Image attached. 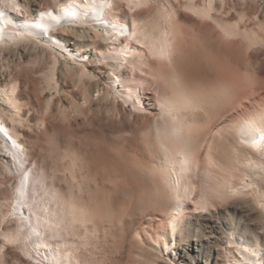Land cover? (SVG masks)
<instances>
[{
  "label": "rangeland",
  "instance_id": "374dc122",
  "mask_svg": "<svg viewBox=\"0 0 264 264\" xmlns=\"http://www.w3.org/2000/svg\"><path fill=\"white\" fill-rule=\"evenodd\" d=\"M122 1L116 3L118 14L128 18L131 13ZM152 1L133 13L130 23L137 17L152 29L160 21L158 9L167 5L176 12L173 30L177 31L173 58L159 63L148 53L144 81L151 109L147 112H136L118 96L108 79L111 67L99 53L86 55L87 48L98 50L105 45L94 41L95 30L105 33L109 28L93 22L73 26L74 33L63 35L68 49H80L79 54L87 56L83 66L88 72L82 70L81 60L74 61L66 49L44 46L42 38L0 47V89L15 88L20 114L13 128L28 152L26 164L34 168L37 192L59 198L61 204L79 206L90 218L89 229H75L78 234L84 230L79 237L71 232L52 239L76 241L83 264H183L154 239L162 232L161 220L167 215L159 174L161 167H166L159 146L163 101L176 95L187 97L196 107L189 123L190 139L194 154L201 158L212 148L217 156L229 160L233 148L226 130L242 116L264 111V42L252 44L247 36L254 33L264 40V0H216L214 18L198 16L190 7H204L209 0ZM21 2L23 12L28 13L20 16L23 20L70 0ZM218 18L239 24L243 33L229 36L218 25ZM119 67V74L129 71ZM3 109L10 121V109L0 102V113ZM134 115L138 119L132 121ZM1 143L0 264H40L4 237L17 230L14 197L22 175L20 164L10 162ZM6 165L10 173L4 170ZM227 203L241 205L254 234L260 235L264 244V212L257 203L236 197L218 204ZM217 256L221 264H231L222 245L217 246Z\"/></svg>",
  "mask_w": 264,
  "mask_h": 264
},
{
  "label": "bare ground",
  "instance_id": "6f19581e",
  "mask_svg": "<svg viewBox=\"0 0 264 264\" xmlns=\"http://www.w3.org/2000/svg\"><path fill=\"white\" fill-rule=\"evenodd\" d=\"M123 1L131 16L153 2ZM215 1L203 3L206 5L204 7L191 3L190 7L198 16L214 18L212 12L216 10ZM116 3L117 0H70L68 4L41 9L34 16L22 20L20 16L26 17L28 13L23 12L25 7L21 0H0V47L11 42H38V38H42L44 46L54 49V45L66 49L68 56L74 61L81 60L79 62L85 72L88 71L86 65L83 66L86 62L83 59L90 53H99L98 57L111 67L108 79L118 96L136 112H147L151 109L145 95L144 81L148 76V53L158 58V62L169 60L173 56L176 45L173 37L177 31L174 32L176 12H173L172 6L171 9L167 5L162 6L158 9L160 21L150 29L146 21L136 19L137 17L130 23L131 16L128 17L131 20L120 16ZM219 19L217 23L226 34L241 33L239 24L230 25L228 21L225 24ZM93 22L99 27L109 28L105 33L95 30L94 41H104V47L94 50L88 46L87 56H84L79 54L80 49L74 51L65 46L63 35L66 32L74 33L73 26ZM244 32L246 34L248 31ZM115 36L116 39L112 40ZM247 36H250L252 44L264 42L257 34L248 33ZM121 37L125 40H121ZM114 63L116 64L113 65ZM117 66L126 67L129 71L120 75ZM11 89H0V102L10 109V121L6 120L4 109L0 113V138L5 144L10 162L20 164L18 171L22 175V181L14 197L17 201L14 208L17 212V230L4 237L9 243L19 244L27 256L40 264H83L78 247H75L76 241L72 242L68 238V241L52 239L65 233L71 235V232L73 236L79 237L80 233L75 229H89L90 218L79 206L61 204L59 198H47L37 192L34 168L26 164L28 152L13 128L18 123L20 109L15 88ZM175 96L160 103L161 129H158L162 134L160 133L159 146L165 154L166 158L162 160L166 167L163 165L159 174L167 215L161 220L163 229L156 235L155 241L164 245L165 251L183 264H221L217 256V246L221 245L227 251L228 262L231 264H264L262 237L254 234L241 205L218 204L236 197L251 198L264 212V111L240 116L238 121L227 126L229 128L226 134L229 135L228 141H231L233 148L229 160L217 156L212 148L201 158L199 154H194L190 139L189 123L196 107L187 97ZM137 119V115L132 117V121ZM4 170L11 172L8 165ZM1 173L3 172L0 171ZM84 234L87 236V233ZM84 238L81 237L82 240ZM82 247L89 249L87 246Z\"/></svg>",
  "mask_w": 264,
  "mask_h": 264
}]
</instances>
